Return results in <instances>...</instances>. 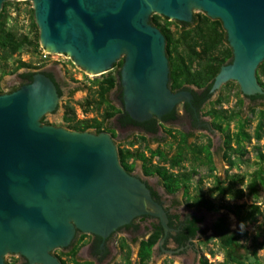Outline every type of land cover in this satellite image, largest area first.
<instances>
[{
    "label": "water",
    "instance_id": "95a60500",
    "mask_svg": "<svg viewBox=\"0 0 264 264\" xmlns=\"http://www.w3.org/2000/svg\"><path fill=\"white\" fill-rule=\"evenodd\" d=\"M32 7L45 51L68 55L92 75L122 58L108 96L123 110L107 119L116 136L42 122L59 109L61 95L82 94L84 86L68 82L52 63L7 77L0 93V264L7 253L29 264H62L53 249L69 248L79 231L92 239L78 257L112 264L115 237L137 238L157 225L163 231L154 259L166 252L181 264H201L196 240L231 232L236 214L187 205L163 187L161 174L126 170L117 142L137 131L149 140L167 138L159 119L220 134L203 102L228 81L244 94V112L263 104L256 70L264 60V0H32ZM193 9L220 20L233 55L205 87L171 89L165 37L150 16L190 25L197 20Z\"/></svg>",
    "mask_w": 264,
    "mask_h": 264
},
{
    "label": "trees",
    "instance_id": "16d2710c",
    "mask_svg": "<svg viewBox=\"0 0 264 264\" xmlns=\"http://www.w3.org/2000/svg\"><path fill=\"white\" fill-rule=\"evenodd\" d=\"M27 3V0L23 1ZM18 4V1H15ZM15 5L9 0L3 3V7L0 10V82L3 76L9 72H17L22 67H31L29 62L22 61L18 56L21 52H37L39 44V30L34 19L33 7L27 9L29 16V31L27 33H18L10 24L12 16L9 13L10 9ZM19 8L15 9L16 11ZM204 12H196L197 20L190 25H184L177 20H171L165 16L158 15L156 12L150 16L153 23L160 29L165 37V48L168 58L169 71L171 75V89H177L184 84H195L198 88L205 87L217 74L220 67L233 55V51L228 45L226 33L222 28L221 22L218 19H211ZM175 25L174 29H171L170 25ZM13 60V61H12ZM12 61V62H11ZM117 65L122 64V60L119 59L116 62ZM264 73V60L258 65L256 70V77L258 83L264 88V80L262 75ZM103 77L97 83L94 94L91 97L84 98L82 102L84 111H87L93 107H99L104 105L105 109L101 116L81 117L78 118L75 114L73 106L65 104L62 112V119L65 122V126L68 128H74L78 130L90 129L95 132L105 130L107 125V119H109L113 113L118 110L114 103H110L107 99V94L113 85L116 83V74L111 70L101 74ZM229 85L238 86L236 81H228L222 85V90L216 96V98L209 101L210 105L207 109V113L212 115L215 121L225 120L227 123L235 118L242 117L241 108L229 109L223 107L222 103L228 102L231 96L230 89L226 92L224 89ZM0 93L4 91L0 90ZM209 98V97H208ZM241 102V100H239ZM259 119L254 128L255 136L260 139L264 135V103ZM45 115L41 117L42 122ZM216 126L222 129L220 122H216ZM171 131V129H169ZM225 136L223 139V145L225 150L223 152L229 166H233L235 163L234 158L228 151L233 150L238 155H243L245 152V146L241 142L251 137L250 132L245 130L244 123L239 121L235 134L229 132L228 126L222 129ZM179 136H175V143L171 152L163 149L161 146L151 147L150 140L142 134L139 138L143 141L144 149H147L148 154L144 152L143 148L131 146L138 141L137 138L128 140L130 146L121 147L118 146V155L121 164L130 170L133 167L135 159H139L143 163V167L146 172L155 171L161 174L164 187L169 192H175L183 190L186 204L210 208L221 209L226 208L232 213L236 214L240 224H246L248 221L256 220L260 214H264V201L263 208L259 203H235L229 205L223 202H217L214 199L206 196L201 185H198L195 189V195L189 196V188L191 179L195 174L199 173L197 165L199 164V158L203 156L205 160L201 163L207 164L210 173L214 175L213 183L214 190L220 195H231L235 198L242 197L244 195L242 188H236L231 184L224 183L221 179V175L212 173L215 166L212 163V150L210 143L200 144L188 141V133L179 132ZM236 141L235 147L231 142ZM157 158V161L153 162V157ZM257 161L261 164L264 162V152L257 146L256 151ZM188 161L190 167H185L184 162ZM175 169V170H173ZM253 177L250 182V188L255 190L258 182L264 184V169L259 165L253 172ZM210 174V175H211ZM202 176L198 178V182H201ZM162 227L160 225L155 226L153 232L149 237L140 241L137 255L138 264H145V262L151 257V248L155 244L156 239L161 234ZM246 230L234 229L227 233H214L219 240V243L225 254V258L222 260V264H264L256 259H248V257L241 256L235 253V247L240 244V236L245 234ZM253 245L260 247L264 245V240L257 242L256 238L253 239ZM78 246L74 245L70 250L71 257L74 258L75 252ZM255 254V250L253 251ZM126 262L123 264H131L129 257L130 250H127ZM72 258V259H73ZM201 259V264H209L207 257L204 255ZM64 262V261H63ZM75 264H78L77 262Z\"/></svg>",
    "mask_w": 264,
    "mask_h": 264
},
{
    "label": "rangeland",
    "instance_id": "374dc122",
    "mask_svg": "<svg viewBox=\"0 0 264 264\" xmlns=\"http://www.w3.org/2000/svg\"><path fill=\"white\" fill-rule=\"evenodd\" d=\"M15 5L10 9L9 13H11L12 19L10 24L13 25V28L18 33H27L29 31V16L27 13V9L32 6V0H27V3L23 2L25 0H9ZM15 1H18V4H15ZM19 8L17 11L15 9ZM193 11L199 12L198 9H193ZM169 21H171L169 19ZM171 29L175 28V25H170ZM41 46L38 47L37 52H21L18 56H14L13 59L19 57L22 61L29 62L35 68L45 67L48 64H58L62 66L63 72L67 75V80L75 84H80L84 86V92L82 94H75L72 97H59V109L57 111L49 112L45 114L44 120L48 123H52L55 125L65 126V122L62 119V112L64 110L65 104H69L73 106L75 110V114L78 118L81 117H100L103 110L105 109L104 105H100L99 107H93L87 111H84L83 105L80 103L84 100V98L91 97L94 94V89L97 83L102 79V75H92L84 72L80 67H78L75 62L68 55L62 54L58 55L56 53H50V57L42 58L40 56ZM44 49V48H43ZM13 61V60H12ZM11 61V62H12ZM40 63V64H38ZM23 69V68H22ZM19 69L17 72H19ZM17 72H9L5 74L0 82V90L6 91V80L9 75L16 74ZM73 77V78H72ZM72 78V79H71ZM262 79L264 80V73L262 75ZM231 87V89H230ZM230 89L232 93L228 102L222 103L223 107H227L229 109L241 108L242 117L239 119L235 118L227 123V121H215L213 123L216 125V122H220L222 129H225L228 126L229 132H231L234 136L235 131L237 129V124L239 121L244 123L245 130L250 132L251 137L249 140L244 139L241 144L245 146L244 154L238 155L236 151L230 150L228 151L231 154L232 158H234L235 163L233 166H229L226 158L223 155L225 147L223 145L224 132L220 129V134L213 135L212 133L197 129L196 135L193 139H190V142H196L200 144L210 143L212 149V163L215 168L212 173H216L221 175V179L224 180V183L231 184L236 188H242L244 195L242 197L235 198L231 195H220L214 190V175H212L208 169L207 164L201 163L202 160H205L203 156L199 158V164L197 168L199 173L192 177L190 188H189V196L193 197L195 195V189L198 185L203 187L204 193L206 196L214 199L217 202H223L229 205L237 204V203H259L260 207L263 208L264 201V184L258 182L257 188L252 190L250 188V182L253 177V171L261 165L264 169V162L261 164L257 161L256 151L257 146L264 152V135L260 139H257L255 136L254 128L259 119L261 109L263 108L261 104H253L246 112L243 111L244 108V94L241 93L238 86L229 85L224 89V92L227 89ZM222 90V86L218 90L217 94L212 96V99L216 98L219 92ZM226 90V91H225ZM241 100V102H239ZM182 101V100H181ZM179 101L177 104L180 107ZM209 104H207L204 108L207 109ZM205 118L209 119L207 116ZM213 124V126H214ZM264 127V126H263ZM90 130V129H88ZM264 132V131H263ZM136 138V135H132L130 139ZM169 139L164 144H159L163 149L169 150V152L173 149V143H175V138L173 141ZM137 145H132L131 148H135L136 146L139 148L143 147V141L138 138ZM232 146L235 147L237 144L236 141L231 142ZM151 147L158 146L156 142H150ZM118 146L126 147L130 146L128 143V139L120 140L117 142ZM144 152L148 154L147 149H144ZM139 163L140 160L138 159ZM185 167H190V163L188 161L184 162ZM137 167L133 172H137ZM211 174V175H210ZM202 176L201 182H198V178ZM175 196L186 203L185 195L183 190L175 191ZM234 229L246 230V233L240 236V244L235 247V253L240 254L241 256L248 257V259H256L264 263V245L258 246L253 245V239L256 238L257 242L264 240V214H260L259 217L254 221H248L246 224H240L238 217L235 218L234 221ZM197 246L199 250V255L201 258L205 255L209 264H222L223 258H225V254L223 249L217 239L216 235L213 232H205L202 234L197 240ZM130 250V262L131 264H138V256L137 246L130 239L123 245H121L119 255L116 259V263L126 262V250ZM255 250L256 254L253 252ZM153 254V253H152ZM5 258V262L7 264H17V258L19 254L16 253H7L3 256ZM66 259H70L71 257H65ZM179 255L171 254V253H163L162 256L154 259V254L149 257V259L145 262V264H181L179 260ZM124 262V263H125Z\"/></svg>",
    "mask_w": 264,
    "mask_h": 264
},
{
    "label": "flooded vegetation",
    "instance_id": "af4514ba",
    "mask_svg": "<svg viewBox=\"0 0 264 264\" xmlns=\"http://www.w3.org/2000/svg\"><path fill=\"white\" fill-rule=\"evenodd\" d=\"M66 55V54H65ZM121 60H122V58H121ZM38 64H40V63H38ZM120 67H121V65L119 66V65H117L116 64V62L113 64V66H112V68L110 69L113 73H115L116 75L118 74V70L120 69ZM23 69H35V70H38V69H41L42 67H38V68H35V66H31V67H22ZM22 68H20V69H22ZM64 75H65V77H66V79H67V75H66V73H64ZM73 78V77H72ZM71 78V79H72ZM68 81V80H67ZM69 82V81H68ZM116 83H117V79H116ZM116 83L113 85V86H115L116 85ZM185 85V84H184ZM111 90V89H110ZM109 90V91H110ZM108 94H109V92H108ZM108 94L106 95L107 96V99L109 100V102L110 103H114V105L118 108V110H116L114 113H117V112H122V110H123V107L122 106H120V105H118L115 101H113V100H111V98H109V96H108ZM73 95H75V93H72V94H64V95H61L60 97H63V96H67V97H72ZM214 94H212V95H210L209 96V98L206 100V101H204L203 102V114H204V116H207L209 119H207L212 125L214 124L213 123V120H214V118L212 117V115H210V114H208L206 111H207V109H205L204 107L207 105V104H209L210 105V103H209V101H211L212 100V96H213ZM183 102H184V100H182L181 101V103H180V107H178V105L179 104H176V108H177V111H179V112H182L183 110H182V104H183ZM104 111V110H103ZM47 113H49V112H47ZM113 113V114H114ZM46 114V113H45ZM44 114V115H45ZM62 117V116H61ZM85 117V116H84ZM46 123H48V122H46ZM158 123L160 124V126L162 127V129L163 130H165L167 133H168V135H167V138H164V139H160V140H156V139H154V140H150V142H156L158 145L159 144H164L165 142H167L169 139H172L171 141H173L174 140V138H175V136L176 137H178L179 136V132H186V133H188V141L190 142V139H193L194 138V136L197 134L196 133V128H189V127H183V126H178V125H173V124H169V123H165L163 120H161V119H159L158 120ZM214 126L215 127H217L215 124H214ZM66 127V126H65ZM218 128V127H217ZM169 129H171V131H169ZM106 131H108L109 133H111L112 135L111 136H113V135H118L117 134V128L115 127V125H113V126H111V125H108V123H107V125H106V129H105ZM142 134H146V133H142V132H139V131H137V132H134V133H132L131 135H128V136H126L125 138H123L122 140H125V139H128L129 140V138L132 136V135H136V138L138 139L139 138V136L140 135H142ZM148 134H146L145 136L147 137V139L149 140V138H148V136H147ZM140 139V138H139ZM137 143L138 142H136V143H134L133 145H137ZM174 144V143H173ZM174 146V145H173ZM137 147V146H136ZM210 148H211V146H210ZM212 150V149H211ZM137 160L138 159H135L134 160V162H133V167L130 169V170H128L127 168H125L126 170H128V171H134V169L137 167V172H139V173H143V174H151V173H154L155 171H152V172H146L145 171V169H144V167H143V163H142V161L140 160V162L138 163L137 162ZM152 161L154 162H156L157 161V158L154 156L153 157V159H152ZM173 170H175V169H173ZM161 181H162V184H163V180H162V178H161ZM163 187H164V184H163ZM172 194H174L175 195V193L174 192H171ZM186 199V198H185ZM153 230H154V228H152V229H150L149 231H147L146 233H144V234H142L141 236H139V237H137V238H133V239H130V238H128L127 237V235L126 234H124V233H120L117 237H115V242H114V244H116L117 246H119L118 247V253H117V255H116V257L114 258V262L112 263V264H115L116 263V259H117V257H118V255H119V252H120V248H121V245H123V244H125L129 239L132 241V242H134L135 244H136V246H137V253H138V249H139V245H140V241L142 240V239H144V238H147V237H149L150 236V234L153 232ZM162 231H163V228L161 229ZM162 231H161V234L159 235V237L156 239V241L162 236ZM90 239H92V233H90V232H88V233H85V232H82V231H79V233H78V235H77V237H76V239L74 240V242L70 245V247L69 248H67V249H63L62 247H56L55 249H53V253L54 254H56V256L60 259V261H61V263L62 264H75L76 262L78 263V264H93L94 263V260L95 259H93V258H86V257H78V255H77V251L82 247V245H84L86 242H88ZM156 241H155V243H156ZM74 245H77L78 246V248H77V250H76V252H75V255H74V258L73 257H71L72 255H70V250H71V248L73 247L74 248ZM153 245H155V244H153ZM153 245H152V248H151V255H153L152 253H153ZM128 250V249H127ZM127 250H126V254H127ZM137 253H136V255H137ZM138 257H139V255H137ZM65 257H71L70 259H66ZM137 257V258H138ZM73 258V259H72ZM64 261V262H63ZM138 261V260H137ZM125 262V261H124ZM123 262V263H124ZM122 263V264H123ZM5 264H7V262H5ZM17 264H29V262L28 261H26V259L22 256V255H19V257L17 258ZM117 264H121V263H117Z\"/></svg>",
    "mask_w": 264,
    "mask_h": 264
},
{
    "label": "built area",
    "instance_id": "2783aa9c",
    "mask_svg": "<svg viewBox=\"0 0 264 264\" xmlns=\"http://www.w3.org/2000/svg\"><path fill=\"white\" fill-rule=\"evenodd\" d=\"M41 52L39 53L40 54V56L42 57V58H48V57H50V52H47V51H45L43 48H41V50H40ZM56 54H58V55H62V53H56ZM89 75V74H88Z\"/></svg>",
    "mask_w": 264,
    "mask_h": 264
}]
</instances>
